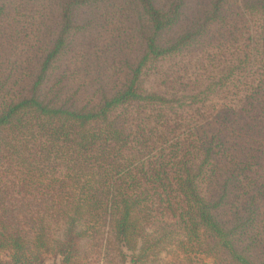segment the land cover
Instances as JSON below:
<instances>
[{
  "label": "trees",
  "instance_id": "obj_1",
  "mask_svg": "<svg viewBox=\"0 0 264 264\" xmlns=\"http://www.w3.org/2000/svg\"><path fill=\"white\" fill-rule=\"evenodd\" d=\"M116 259L264 264V0H0V264Z\"/></svg>",
  "mask_w": 264,
  "mask_h": 264
},
{
  "label": "rangeland",
  "instance_id": "obj_2",
  "mask_svg": "<svg viewBox=\"0 0 264 264\" xmlns=\"http://www.w3.org/2000/svg\"><path fill=\"white\" fill-rule=\"evenodd\" d=\"M94 259V258H93ZM101 264V263H98V262H94V260L92 261H89V262H86L85 264ZM105 264H119L118 260H114L112 263H105Z\"/></svg>",
  "mask_w": 264,
  "mask_h": 264
}]
</instances>
